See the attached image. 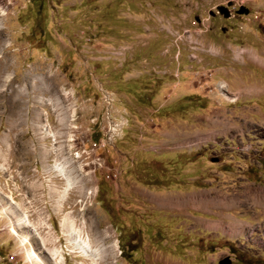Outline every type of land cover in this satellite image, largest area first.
Listing matches in <instances>:
<instances>
[{
    "label": "rangeland",
    "instance_id": "1",
    "mask_svg": "<svg viewBox=\"0 0 264 264\" xmlns=\"http://www.w3.org/2000/svg\"><path fill=\"white\" fill-rule=\"evenodd\" d=\"M259 191L264 0H0V264H264Z\"/></svg>",
    "mask_w": 264,
    "mask_h": 264
},
{
    "label": "bare ground",
    "instance_id": "2",
    "mask_svg": "<svg viewBox=\"0 0 264 264\" xmlns=\"http://www.w3.org/2000/svg\"><path fill=\"white\" fill-rule=\"evenodd\" d=\"M254 193V192H253ZM248 194V193H247ZM257 194V193H256ZM250 196L252 197V199L254 200V202L256 203V204H263L264 202V191H259L258 192V196H255V195H253V194H250ZM255 198H259V199H255ZM156 200H158V202H161V203H163V204H168V205H174L175 204V206L176 205H183L182 204V202L184 201V202H189V201H197V202H199V204H201L202 206L204 205V206H208V205H210V204H213V205H217V206H221V205H223V206H226V205H230V204H236L237 202H238V205H240V204H247L246 202H241V201H239L237 198H224V199H222V198H219V197H216V196H211L209 193L208 194H206L205 193V195L204 196H202V195H200L199 197H197V198H188V199H184V200H181L180 198H177V199H164L163 198V200H160V198H156ZM252 201V200H251ZM183 202V203H184ZM190 203V202H189ZM203 206V207H204ZM262 206V205H261ZM245 207H247L248 208V205H246ZM223 223V222H222ZM221 226H222V224H220ZM234 225V226H233ZM236 225V226H235ZM237 225H238V227H241L242 225H240V224H228L227 225V228H229V227H233V228H235V227H237ZM82 244V243H81ZM84 247H85V245H84ZM107 249V248H106ZM108 251H107V255H108V257H110L111 255H112V249L111 248H109V249H107ZM37 260L39 261V262H41L40 261V259H38L37 258Z\"/></svg>",
    "mask_w": 264,
    "mask_h": 264
},
{
    "label": "flooded vegetation",
    "instance_id": "3",
    "mask_svg": "<svg viewBox=\"0 0 264 264\" xmlns=\"http://www.w3.org/2000/svg\"><path fill=\"white\" fill-rule=\"evenodd\" d=\"M226 9L225 10H223L222 9V14L223 15H225V14H228L227 15V18H230V19H235L236 18V16H242L243 14H238L237 12H238V10L240 9V7H239V9L237 10V9H234L233 11L234 12H232V13H230V9L232 8V4H230L229 3V5H228V7H225ZM219 10H220V8H219Z\"/></svg>",
    "mask_w": 264,
    "mask_h": 264
},
{
    "label": "water",
    "instance_id": "4",
    "mask_svg": "<svg viewBox=\"0 0 264 264\" xmlns=\"http://www.w3.org/2000/svg\"><path fill=\"white\" fill-rule=\"evenodd\" d=\"M222 9L225 10L226 8L225 7H220V13H223L222 12ZM238 14H248V9L244 8V7H240V9L238 10L237 12ZM228 14H225L224 16L227 17ZM223 264H230V261L229 260H225V262Z\"/></svg>",
    "mask_w": 264,
    "mask_h": 264
},
{
    "label": "crops",
    "instance_id": "5",
    "mask_svg": "<svg viewBox=\"0 0 264 264\" xmlns=\"http://www.w3.org/2000/svg\"><path fill=\"white\" fill-rule=\"evenodd\" d=\"M192 197H199L200 196V193L199 194H196V195H191ZM190 195L188 196V197H186V198H189V197H191ZM179 198V197H178ZM185 197L183 198V200L184 199H186ZM182 199V198H181ZM185 203H188V202H184L183 204H185ZM191 203V202H190ZM192 205H194V206H202L201 204H199V202H197V201H193L192 203H191ZM211 205H213V204H210V205H208V206H206V207H209V206H211ZM205 207V208H206ZM209 225V224H208ZM211 225V224H210ZM215 225H216V223H215Z\"/></svg>",
    "mask_w": 264,
    "mask_h": 264
}]
</instances>
